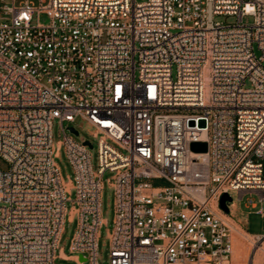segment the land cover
<instances>
[{
    "label": "built area",
    "instance_id": "2783aa9c",
    "mask_svg": "<svg viewBox=\"0 0 264 264\" xmlns=\"http://www.w3.org/2000/svg\"><path fill=\"white\" fill-rule=\"evenodd\" d=\"M39 1L0 0V264H236L246 230L222 196L257 193L264 214V0ZM79 117L97 168L93 142L63 124ZM67 217L70 255L58 253Z\"/></svg>",
    "mask_w": 264,
    "mask_h": 264
},
{
    "label": "rangeland",
    "instance_id": "374dc122",
    "mask_svg": "<svg viewBox=\"0 0 264 264\" xmlns=\"http://www.w3.org/2000/svg\"><path fill=\"white\" fill-rule=\"evenodd\" d=\"M24 0H16V4L19 5ZM34 5L39 6V0H30ZM39 19L42 23H48L50 21L49 16L46 13H41ZM217 20L223 22H233V17H225V16H217ZM254 18L251 15H246L243 17V22L246 24H252ZM259 54L258 50L256 51ZM64 126H76L79 135L74 134L76 140L81 141L82 138L90 139L94 148L92 149V162L94 168H97V142L98 139L94 138L91 135V132L94 131V128L89 126L85 121H83L80 117L77 118L75 123L64 122ZM53 134L54 140L58 141L63 138V134L61 133V122L56 119L53 123ZM57 164L60 166L63 178L66 182H69L70 178L73 177V169L68 162L64 150L60 151V155L55 158ZM9 163L0 157V168L8 169ZM112 175L110 172H106L103 176V193H102V210H103V218L106 220V223L102 226L100 230V238H99V256L101 263H108L109 261V240L108 233L112 227L113 218H114V193L113 189L108 182V178ZM155 184H164L163 181L156 182ZM74 198V191L71 193ZM232 201L228 202L229 214L235 221L243 226V229H240L241 234L236 238L235 242V253L239 254L241 258L245 256V254L249 251V254L254 255L257 258L258 254L261 253V250L264 249V239L262 242L254 244L253 238L246 235L244 232H251L255 234H264V214L259 212L260 202L259 196L257 193H246L242 199L239 198V194L237 191L231 192ZM250 200L256 203V206H252ZM67 207L71 209L72 203L67 202ZM77 227V220H70V217H67L65 223V229L61 236L58 253L62 252L66 253V255H70V245L72 241V237L75 233ZM243 235V236H242ZM249 237V238H248ZM248 238V239H247ZM264 260V256L262 258ZM55 264H75L74 261L57 258L55 260Z\"/></svg>",
    "mask_w": 264,
    "mask_h": 264
},
{
    "label": "water",
    "instance_id": "95a60500",
    "mask_svg": "<svg viewBox=\"0 0 264 264\" xmlns=\"http://www.w3.org/2000/svg\"><path fill=\"white\" fill-rule=\"evenodd\" d=\"M71 130L77 133V131L73 127H71ZM86 143L92 146L89 141H87ZM191 149L194 151L206 152L208 149V143L206 141L193 142L191 144ZM227 201H232V197L229 194H224L221 198V206L226 212H229Z\"/></svg>",
    "mask_w": 264,
    "mask_h": 264
},
{
    "label": "bare ground",
    "instance_id": "6f19581e",
    "mask_svg": "<svg viewBox=\"0 0 264 264\" xmlns=\"http://www.w3.org/2000/svg\"><path fill=\"white\" fill-rule=\"evenodd\" d=\"M246 233V232H244ZM248 235L249 237H252L254 239L255 236L251 235V234H246ZM243 236V235H242ZM248 237V238H249ZM247 238V239H248ZM239 254H236L234 257H235V263L236 264H246L247 263V260H248V257H249V251L245 254V256L243 258H241L240 256H238ZM264 256V249L261 250V253L258 254L257 258L254 259V262L255 264H262L264 263V260L262 259Z\"/></svg>",
    "mask_w": 264,
    "mask_h": 264
}]
</instances>
